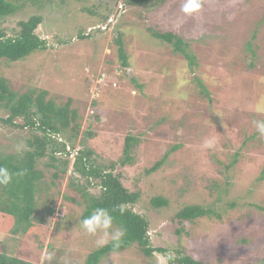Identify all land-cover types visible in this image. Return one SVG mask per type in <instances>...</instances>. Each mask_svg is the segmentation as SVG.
Instances as JSON below:
<instances>
[{
	"label": "rangeland",
	"instance_id": "rangeland-1",
	"mask_svg": "<svg viewBox=\"0 0 264 264\" xmlns=\"http://www.w3.org/2000/svg\"><path fill=\"white\" fill-rule=\"evenodd\" d=\"M12 1L17 11L0 18L7 32L15 34L17 21L41 15L37 33L54 39L58 50L19 62L0 59V78L19 94L35 86L58 102L73 97L83 116L75 147L118 162L114 172L140 193L136 210L150 221L151 244L169 250L147 257L131 245L99 264H167L177 249L210 264H264V135L255 123L264 122V0H164L148 9L125 0ZM103 23L110 24L104 31ZM149 28L181 36L195 64ZM89 127L95 134L84 136ZM127 134L139 141L133 163L122 165ZM21 136L0 126V149L22 142ZM166 155L159 169L147 172ZM46 160L38 166L44 174L40 186L47 188L41 208L51 198L55 215L46 226L34 220L39 227L26 238L12 232L14 223L0 225V251L35 264H85L101 246L99 239H114L82 228L85 203L70 184L73 176L68 171L55 177ZM154 196L168 203L154 206ZM191 204L213 212L193 221L174 217ZM69 214L72 225L56 228L58 218Z\"/></svg>",
	"mask_w": 264,
	"mask_h": 264
},
{
	"label": "trees",
	"instance_id": "trees-1",
	"mask_svg": "<svg viewBox=\"0 0 264 264\" xmlns=\"http://www.w3.org/2000/svg\"><path fill=\"white\" fill-rule=\"evenodd\" d=\"M125 1L132 6L148 9L164 0ZM17 9L12 0H0V18L15 13ZM42 21V16L37 14L21 19L17 21L18 31L15 34H9L0 23V59L19 62L37 52L58 50L53 42L54 39L37 33ZM149 29L154 37L171 43L175 51L184 53L190 64H195L194 57L186 52L187 43L181 36L173 31ZM118 33L115 39L119 45L123 66L126 68L129 67V61L122 39L123 34ZM249 50L254 53L251 44ZM195 79L200 86H203L198 77ZM202 88H204L203 92H207L204 86ZM72 103L71 96L65 102H58L54 96H50L48 89L35 86L19 94L7 78H0V106L7 110V115L0 116V126L4 129H17L23 133L20 138L22 142L17 141L18 145L4 144V148L0 149V179L3 176L11 177L8 183H0V225L6 228L14 223L12 232L22 234L26 238L28 233L34 230L36 232L39 227L35 225L34 220L45 226L50 222L56 213V206L50 198L46 202L49 204L41 208L40 198L47 188L40 186L44 174L38 167L41 159H48L46 165L55 169V177L68 171L73 176L70 184L80 193L85 203L81 221L93 210L104 208L110 212L113 224L120 230L118 239L92 251L85 264H99L106 255L131 245H136L147 257H151L156 251L169 254L168 249L154 247L151 244L150 221L136 210L140 193L128 189L122 181L121 174L114 172L118 162L106 163L96 156L93 149L81 144L78 148L75 147V140L83 127V116L72 106ZM94 134L90 127L84 131V136ZM138 141L135 135L127 134L123 157L120 160L122 165L133 163L132 152ZM166 158L167 155L147 168V172L151 173L159 169ZM234 163L235 160L231 161L228 167ZM75 178H82L84 181L76 183ZM261 178H264V170ZM217 184L213 181L211 187L215 188ZM94 189L96 192H93ZM151 203L154 206H163L168 201L163 196H154ZM212 212V209L204 208L202 205L191 204L181 208L174 217L193 221ZM57 221L56 228L64 225L70 227L72 216L69 214L65 218H58ZM174 252V255L170 254L168 257L167 264H210L194 258L181 249ZM0 264L35 263L25 262L16 254L7 255L0 251Z\"/></svg>",
	"mask_w": 264,
	"mask_h": 264
},
{
	"label": "clouds",
	"instance_id": "clouds-1",
	"mask_svg": "<svg viewBox=\"0 0 264 264\" xmlns=\"http://www.w3.org/2000/svg\"><path fill=\"white\" fill-rule=\"evenodd\" d=\"M111 22V16L108 18V22ZM110 24L105 25V23L100 24L99 28L103 30L104 28H108ZM104 31V30H103ZM91 33V31H90ZM89 34V33H88ZM257 130L261 135H264V122H255ZM10 176H3L0 179V183H8L10 181ZM82 228L91 235H96L98 233H102L103 236L112 235L113 239H118L120 235V230H113V217L107 209L97 208L92 211V213L81 222ZM110 230L111 233H110ZM107 241L103 238L98 240V244L103 246ZM51 260V256L48 257Z\"/></svg>",
	"mask_w": 264,
	"mask_h": 264
}]
</instances>
